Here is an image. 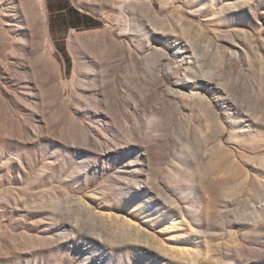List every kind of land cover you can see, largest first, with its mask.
Listing matches in <instances>:
<instances>
[{"label": "rangeland", "instance_id": "rangeland-1", "mask_svg": "<svg viewBox=\"0 0 264 264\" xmlns=\"http://www.w3.org/2000/svg\"><path fill=\"white\" fill-rule=\"evenodd\" d=\"M37 1L0 0V264H264V0Z\"/></svg>", "mask_w": 264, "mask_h": 264}, {"label": "bare ground", "instance_id": "bare-ground-1", "mask_svg": "<svg viewBox=\"0 0 264 264\" xmlns=\"http://www.w3.org/2000/svg\"><path fill=\"white\" fill-rule=\"evenodd\" d=\"M37 6L41 7V9H42V11H43V3H42V0H38V1H37ZM56 67H58V66H57V63H56Z\"/></svg>", "mask_w": 264, "mask_h": 264}]
</instances>
